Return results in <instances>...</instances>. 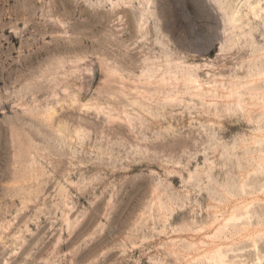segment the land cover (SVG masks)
<instances>
[{"label": "rangeland", "instance_id": "1", "mask_svg": "<svg viewBox=\"0 0 264 264\" xmlns=\"http://www.w3.org/2000/svg\"><path fill=\"white\" fill-rule=\"evenodd\" d=\"M0 264H264V0H0Z\"/></svg>", "mask_w": 264, "mask_h": 264}, {"label": "bare ground", "instance_id": "2", "mask_svg": "<svg viewBox=\"0 0 264 264\" xmlns=\"http://www.w3.org/2000/svg\"><path fill=\"white\" fill-rule=\"evenodd\" d=\"M221 223V222H220ZM222 224H225V223H222ZM227 224V223H226ZM226 224H225V226H226ZM217 248V247H216ZM212 250V249H211Z\"/></svg>", "mask_w": 264, "mask_h": 264}]
</instances>
